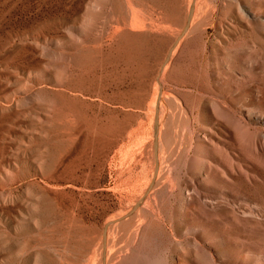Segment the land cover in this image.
<instances>
[{"label":"bare ground","instance_id":"1","mask_svg":"<svg viewBox=\"0 0 264 264\" xmlns=\"http://www.w3.org/2000/svg\"><path fill=\"white\" fill-rule=\"evenodd\" d=\"M0 264H264V0H0Z\"/></svg>","mask_w":264,"mask_h":264},{"label":"rangeland","instance_id":"2","mask_svg":"<svg viewBox=\"0 0 264 264\" xmlns=\"http://www.w3.org/2000/svg\"><path fill=\"white\" fill-rule=\"evenodd\" d=\"M38 142L39 140L36 138L34 139V142ZM53 213H54V210H53ZM50 222V223H49ZM45 226L47 227V232H46V237L49 238V239H52L53 236L55 235V229H54V223L53 221H51V219H48V221L46 222ZM51 228V229H50ZM49 229V230H48ZM53 234V235H52ZM50 236V237H49Z\"/></svg>","mask_w":264,"mask_h":264}]
</instances>
